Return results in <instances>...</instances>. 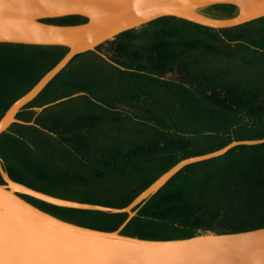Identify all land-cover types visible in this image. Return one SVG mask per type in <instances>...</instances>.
Masks as SVG:
<instances>
[{
    "label": "trees",
    "instance_id": "1",
    "mask_svg": "<svg viewBox=\"0 0 264 264\" xmlns=\"http://www.w3.org/2000/svg\"><path fill=\"white\" fill-rule=\"evenodd\" d=\"M237 12L228 4L201 10L214 18ZM67 51L0 43V118ZM62 98L68 99L35 111ZM16 118L34 125L13 123L0 135L1 165L10 179L49 196L125 208L181 160L264 139V17L212 29L165 16L122 32L74 56ZM20 196L54 217L101 231H115L127 217ZM260 228L264 143L184 166L121 234L176 240Z\"/></svg>",
    "mask_w": 264,
    "mask_h": 264
},
{
    "label": "water",
    "instance_id": "2",
    "mask_svg": "<svg viewBox=\"0 0 264 264\" xmlns=\"http://www.w3.org/2000/svg\"><path fill=\"white\" fill-rule=\"evenodd\" d=\"M219 4L233 5L238 12L231 18L201 13ZM65 16H81L86 22L65 26L43 22ZM165 16L212 29L231 28L264 17V0H0V43L68 48L62 59L6 110L0 118V135L13 123L34 125L18 120L16 115L74 56L95 51L118 34ZM261 143L264 139L234 141L215 152L181 160L121 209L35 191L10 179L0 159V176L5 183L0 185V264H264V228L205 232L176 240H143L121 234L139 207L184 166L222 156L237 145ZM20 195L58 207L127 217L115 231L91 229L54 217Z\"/></svg>",
    "mask_w": 264,
    "mask_h": 264
}]
</instances>
